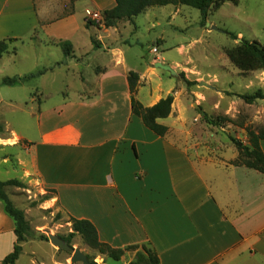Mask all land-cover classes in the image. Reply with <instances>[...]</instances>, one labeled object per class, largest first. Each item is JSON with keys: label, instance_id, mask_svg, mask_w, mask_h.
I'll use <instances>...</instances> for the list:
<instances>
[{"label": "crops", "instance_id": "crops-1", "mask_svg": "<svg viewBox=\"0 0 264 264\" xmlns=\"http://www.w3.org/2000/svg\"><path fill=\"white\" fill-rule=\"evenodd\" d=\"M115 5L116 0H0V40L30 39L23 56H34L38 68L28 72L52 67L36 77L64 70L80 82L58 89L53 102L44 99L54 94L34 86L41 101L34 94L29 98V117L22 123L27 132L8 122L11 136L0 138L2 146L16 152L26 174L44 184L68 216L93 222L100 240L112 247L147 244L160 264H264V173L191 139L190 112L179 103L176 85L170 80L165 88L156 72V63L175 68L172 62L147 57L139 68L142 56L131 35L145 25L140 15L160 7L167 22L153 15L151 30L173 27L182 5L151 6L113 27L88 22L89 11L102 16ZM158 33L160 44L164 35ZM61 42L70 43L69 55ZM130 71L139 74L136 98L144 106L174 96L171 114L158 119L169 127L165 136L133 113ZM22 141L24 152L16 148ZM16 240L15 222L0 200V264ZM30 241L49 250L47 260L37 261L35 250L28 253L30 264L58 263L49 240L29 239L15 264ZM133 255L117 263L131 264Z\"/></svg>", "mask_w": 264, "mask_h": 264}, {"label": "rangeland", "instance_id": "rangeland-1", "mask_svg": "<svg viewBox=\"0 0 264 264\" xmlns=\"http://www.w3.org/2000/svg\"><path fill=\"white\" fill-rule=\"evenodd\" d=\"M159 9L161 8H153L147 16L140 15V22L145 25L140 24V30L131 35L132 44L137 48L136 52L142 56L140 70L145 66L144 59L147 57L164 56L166 62H172L177 76L172 77L169 71L159 67L156 72L164 81L165 88L167 82L172 81L176 85L179 103L190 112L192 121L188 124V130L191 139L195 140L198 146L205 145L204 149L210 152L219 149L221 153L227 156L235 155L237 159L239 151L230 136L247 143L249 130L259 131L264 128V99L248 103L241 97L258 90L264 93V67L242 48L244 41L264 48V0H238L237 3L228 0L220 8L211 9L205 25L201 24L199 9L182 5L183 14L172 22L173 27L164 25L151 30V24L155 21L153 15L164 24L167 22L164 15L159 14ZM207 23L217 29H211ZM162 31L164 41L159 44L157 34ZM137 36L141 38V43H134ZM28 40L30 39L11 42L0 63V78L23 76V72L26 73L24 76L35 73V78L29 76L23 83L15 86H3L0 83V87L3 86L4 98L0 95V100H3L0 102V125L3 128L0 138L11 136L12 130L10 125H7L10 122L19 130L27 132L22 123L29 117L28 111L32 105L29 98L34 94L35 100L41 101L39 88L34 92V86L41 85L45 92L54 94L48 99L43 98L47 102H53L57 98L55 93L65 84L68 83L70 88H77L80 83L64 70L58 74L50 72L51 74L48 73L41 79L40 76L36 77L52 67L29 73L28 71L37 70L38 67L35 65L34 56H23ZM155 47L158 48V53L152 52ZM19 52L22 55L20 59ZM13 58L15 61L9 62ZM89 71L88 69L86 74H89ZM155 78L158 83L160 79ZM26 82L29 84L26 85ZM144 90L149 91V87L145 86ZM9 100L14 104H9ZM203 112L207 113L214 123H209ZM22 144L24 141L16 148L24 152ZM10 179H16L22 184L6 186L5 191L14 205L25 212L35 236L40 233L47 236L43 230L45 228H50L53 233L62 237L69 236L72 229L67 213L49 197L52 193L44 184L35 176L29 177L26 174V167L20 163L16 152L6 149L0 142V180ZM70 243L75 248H80L88 255L89 260L96 264H118L89 247L78 234L71 237ZM44 246L48 247L38 241H30L25 246V253L19 264H30L31 255L28 253L33 250L36 253L33 257L37 261L42 260L41 258L47 260L49 250ZM53 247L57 251V264H84L82 261L72 262L71 253Z\"/></svg>", "mask_w": 264, "mask_h": 264}, {"label": "trees", "instance_id": "trees-1", "mask_svg": "<svg viewBox=\"0 0 264 264\" xmlns=\"http://www.w3.org/2000/svg\"><path fill=\"white\" fill-rule=\"evenodd\" d=\"M226 1L228 0H116L115 7L106 10L100 20L88 18V22L97 25L103 24L106 27H113L122 20H129L132 22L136 16L140 15L151 6H165L173 4L187 5L199 9L201 13V24L205 25L211 9L220 8ZM229 1L237 3L238 0ZM13 41H16V39L10 38L0 40V60L9 50V45ZM61 45L64 49L65 55H69L71 52L70 43L61 42ZM242 48L246 53H249L257 59L264 67V48H261L254 43H249L248 41H244L242 43ZM34 75L35 73L26 76H6L1 79V84L15 86L23 83L29 76ZM139 79L140 77L137 72H129L128 81L132 94V111L134 114L142 118L144 124L148 128L160 136H165L169 131V127L158 122V119L166 118L171 114L174 96L168 95L161 98L154 105L146 107L136 98ZM241 97L246 102L253 103L257 99H264V93L261 90H258L255 93L241 95ZM203 116L209 123H214L212 119H209L207 113L203 112ZM2 131L3 128L0 125V134ZM248 134L249 139L247 143L237 137L230 136L232 143L239 151L238 158L231 162L233 164L243 165L247 168L256 169L264 173V150L261 146V141L264 140V128L259 131L249 130ZM20 184L22 183L16 179L6 181L0 180V200L4 204L5 212L15 222V234L17 236L13 251L2 260V264L16 263L23 251L22 243L24 241L36 238L48 240V237L41 233L38 236H35V233L31 229L29 221L26 218L25 212L14 205L5 191L6 186ZM68 222H71L72 232L68 237H61L69 243L71 242V237L78 234L89 247L99 251V253L106 255L116 262L122 261L125 258L126 253L132 252L134 255L130 262L131 264H160V257L158 253L154 248L147 244L129 245L125 248H115L100 240L98 230L94 223L90 220L79 219L69 215Z\"/></svg>", "mask_w": 264, "mask_h": 264}, {"label": "water", "instance_id": "water-1", "mask_svg": "<svg viewBox=\"0 0 264 264\" xmlns=\"http://www.w3.org/2000/svg\"><path fill=\"white\" fill-rule=\"evenodd\" d=\"M208 27L211 29H217L216 26L211 25L210 23H207ZM156 67H159L161 69L167 70L170 72L172 76H177V71L175 68H173L170 65L163 64V63H156ZM198 107V105H197ZM44 232L48 236V240L56 247H58L60 250H65L69 253H71V260L72 262L76 261H82L84 264H96L89 260L88 255H86L80 248H75L73 245H71L69 242L64 240L60 235L53 233V231L50 228L43 229ZM99 264H106V263H99Z\"/></svg>", "mask_w": 264, "mask_h": 264}, {"label": "built area", "instance_id": "built-area-1", "mask_svg": "<svg viewBox=\"0 0 264 264\" xmlns=\"http://www.w3.org/2000/svg\"><path fill=\"white\" fill-rule=\"evenodd\" d=\"M88 18L93 20H99L102 18V16L99 12L89 11ZM152 52L158 53V48L157 47L153 48Z\"/></svg>", "mask_w": 264, "mask_h": 264}]
</instances>
